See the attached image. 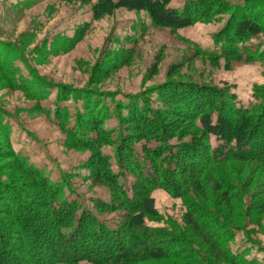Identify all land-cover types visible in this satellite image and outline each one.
Listing matches in <instances>:
<instances>
[{
    "label": "rangeland",
    "instance_id": "1",
    "mask_svg": "<svg viewBox=\"0 0 264 264\" xmlns=\"http://www.w3.org/2000/svg\"><path fill=\"white\" fill-rule=\"evenodd\" d=\"M187 1L172 0V4L183 8ZM218 1L231 7L243 3ZM231 12L173 32L153 26L144 11L119 9L98 19L93 17L92 4L81 1L0 0V63L7 57L10 63L7 68L0 66V109L5 112V123H0V181L23 195L32 216L50 218L40 189L19 166L18 158L24 160L57 184L68 200L77 203V214L88 209L99 221L117 229L128 214H133L123 194L133 198L134 189L142 184L133 169L141 173L144 167L153 170L144 148L158 145L156 139L131 142L130 153L135 158L130 162L119 151L121 137L128 135L129 127L121 122L131 113L123 103L137 100L143 110L149 105L150 117L159 112L162 123L175 131L166 135L172 146L195 143L201 132L195 126L198 122L183 113L187 107L176 108L164 102L166 97L176 96L160 94L170 83L193 82L214 87L217 92L227 89L236 95L235 105L246 110L264 104L259 94L264 89V60L256 55H264V33L236 44L240 59L224 56L222 41L216 42ZM37 76L49 83L47 89L37 81L30 82ZM27 87L39 97L32 96ZM61 90H66L69 98L59 103ZM95 90L102 93L110 111L100 129L111 144H104L101 152L109 159L120 190L93 172L91 167L97 159L94 152L70 143L56 112L67 111L68 125L74 127L76 117H81L85 108L77 95ZM45 92L48 96L41 97ZM150 122L147 119L146 123ZM85 130L92 139L100 137L98 132ZM219 144L223 142L211 137L213 148ZM218 175L231 184L228 197L233 202L215 190ZM204 180L212 187L206 196L175 197L174 192L162 187L151 191L160 217L146 215V226L165 230L168 236L162 237L163 241L181 239L194 253L184 256L187 260L170 255L142 264H236L202 230L193 229L187 222L188 202L198 198L208 212L229 227L227 234L231 233L234 240L227 247L241 261L246 258L253 264H264V167L255 162H229L207 169L201 178ZM6 216H0V224L10 225Z\"/></svg>",
    "mask_w": 264,
    "mask_h": 264
},
{
    "label": "trees",
    "instance_id": "2",
    "mask_svg": "<svg viewBox=\"0 0 264 264\" xmlns=\"http://www.w3.org/2000/svg\"><path fill=\"white\" fill-rule=\"evenodd\" d=\"M67 1L91 3L93 17L98 19L113 15L119 9L144 11L153 26L168 28L173 32L197 23L210 22L216 15L232 10L229 23L216 42L220 44L219 40L222 41L220 49L224 56H234L236 59L241 57L236 44L264 33L263 0H243V3L232 7L226 3L229 8L218 0H188L183 8L175 7L172 0ZM258 7L260 10L256 12ZM256 55L258 59L264 60V55ZM8 60V57L4 58L0 66L7 68L10 65ZM4 67L2 70L7 72ZM34 81L42 89L49 86L39 76L30 82ZM27 89L32 96L39 97L36 91L28 87ZM161 90L162 96L176 95H171L174 98L166 97L165 103L176 108H188L183 113L188 115L189 120L198 122L195 126L201 134L195 143L172 146L167 142L166 135L175 131L168 123H162L159 112L150 117L149 105L143 110L137 100L130 104L123 103V108L131 113L128 119L123 118L121 122L123 126L129 127L128 135L121 137L119 151L127 156L128 161L135 158L130 153L133 150L131 142L145 139L158 141L155 148H144L153 170L144 167V172L141 173L134 168L142 184L134 189L133 198H129L126 193L122 196L133 214H128L117 229L99 221L88 209H82L77 214L78 206L75 201L68 200L57 184L42 177L38 169L18 158L19 166L26 176L33 178L40 189L51 217L44 220L41 216H32L23 195L13 192L8 184L0 181V195L5 198L0 199V216L7 215L6 218L11 221L10 225L0 224V264H142L169 258L170 255L186 259L184 256L194 253L181 239L174 241L169 238L163 241L165 238L162 237L168 236L165 230L146 226V215L160 217L151 191L162 187L174 192L175 197L192 196L191 194L206 196L211 185L205 180L201 181V178L207 169L229 162H255L264 167V104L252 110L238 108L234 100L236 95L227 89L217 92L214 87L200 86L193 82L170 83ZM58 92L61 100L59 103L68 100L69 94L66 90ZM48 94L45 92L40 96L46 97ZM259 94L264 98V89ZM101 96L102 93L97 90L77 95L84 102L85 108L82 116L76 117L75 126L72 128L68 125L70 120L67 111L58 109L56 112L60 127L68 133L70 143L94 152L97 159L91 167L93 172L99 174L100 178L104 176L111 186L120 190L110 170L109 159L101 152L104 144H111L110 139H105L100 129L110 113ZM4 114L0 109V123H5ZM147 119L151 120L149 124L146 123ZM84 126L90 132H98L100 137L97 140L89 137L85 134L87 131ZM3 129L7 130L8 127L3 125ZM211 137L217 138L223 144L213 148ZM12 154L16 156L14 152ZM216 178L215 190L221 192L223 199L233 202L228 197L232 192L229 189L232 188L231 184H227L225 176L218 175ZM198 200L199 198L195 202H188L189 213L185 216L193 229L202 230L214 246L234 263H255L246 258L241 261V257L227 247L234 240L231 233L227 234L229 227L208 212ZM102 204L97 202L99 206ZM9 234L12 235L11 239L8 238Z\"/></svg>",
    "mask_w": 264,
    "mask_h": 264
}]
</instances>
